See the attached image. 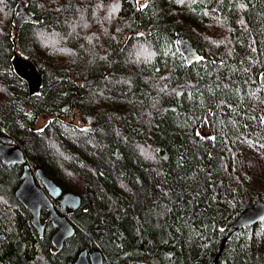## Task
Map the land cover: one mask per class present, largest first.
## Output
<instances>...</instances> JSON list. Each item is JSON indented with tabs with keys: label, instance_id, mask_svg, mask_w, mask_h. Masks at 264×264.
I'll return each instance as SVG.
<instances>
[{
	"label": "trees",
	"instance_id": "trees-1",
	"mask_svg": "<svg viewBox=\"0 0 264 264\" xmlns=\"http://www.w3.org/2000/svg\"><path fill=\"white\" fill-rule=\"evenodd\" d=\"M138 1L0 0V132L82 200L58 252L48 214L40 237L14 196L22 167L0 160V264L90 248L106 264H264V221L222 248L264 201V0ZM21 3L31 20L15 29ZM14 54L43 75L38 93Z\"/></svg>",
	"mask_w": 264,
	"mask_h": 264
},
{
	"label": "water",
	"instance_id": "water-1",
	"mask_svg": "<svg viewBox=\"0 0 264 264\" xmlns=\"http://www.w3.org/2000/svg\"><path fill=\"white\" fill-rule=\"evenodd\" d=\"M28 20H31L30 18ZM23 23L19 17L13 21L15 29H19ZM179 53L187 65L199 59L196 49L188 40L176 35L173 37ZM14 74L23 80L30 95L38 93L41 88L43 75L34 67L31 61L25 60L14 54L12 59ZM260 85L264 86V77L260 78ZM0 160L7 166L22 167L21 183L14 192L15 198L30 213L32 226L42 237L46 224L41 222V213L46 211L51 225L55 229L52 235V244L59 252L64 243L76 233L77 226L61 212L67 210L77 211L81 205V197L73 192H63L41 169L32 170L28 164L24 152L12 138L0 132ZM53 200L57 202L59 210ZM264 221V201H257L251 207L244 210L240 216L227 228L224 245L240 230L254 227ZM70 264H104V255L100 251H81L76 260Z\"/></svg>",
	"mask_w": 264,
	"mask_h": 264
},
{
	"label": "rangeland",
	"instance_id": "rangeland-1",
	"mask_svg": "<svg viewBox=\"0 0 264 264\" xmlns=\"http://www.w3.org/2000/svg\"><path fill=\"white\" fill-rule=\"evenodd\" d=\"M138 5L140 7H143L145 5V2L139 0L138 1ZM26 7H27L26 3H21V5H19V8L17 10V13L18 14H16V16L13 19V21L15 19L19 18V17L22 18V21L28 20L30 18V15L27 12ZM46 121H47L46 119H40V121L38 122V125L39 126H42V125L45 124ZM70 122H72L73 124H76V125L80 126L81 128L86 126V125L82 124V121L81 120L80 121L79 120H70ZM203 136H205V137L208 136V131H204Z\"/></svg>",
	"mask_w": 264,
	"mask_h": 264
}]
</instances>
